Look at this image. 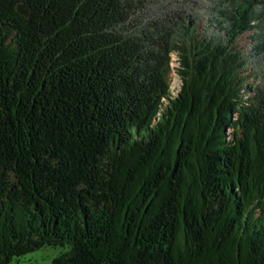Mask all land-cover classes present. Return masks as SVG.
Returning a JSON list of instances; mask_svg holds the SVG:
<instances>
[{
	"label": "trees",
	"instance_id": "1",
	"mask_svg": "<svg viewBox=\"0 0 264 264\" xmlns=\"http://www.w3.org/2000/svg\"><path fill=\"white\" fill-rule=\"evenodd\" d=\"M254 1L222 38L183 11L136 29L137 0H0V264H264Z\"/></svg>",
	"mask_w": 264,
	"mask_h": 264
},
{
	"label": "rangeland",
	"instance_id": "2",
	"mask_svg": "<svg viewBox=\"0 0 264 264\" xmlns=\"http://www.w3.org/2000/svg\"><path fill=\"white\" fill-rule=\"evenodd\" d=\"M245 0H137V8L131 17L136 23V29L152 24L156 18L165 14L182 16V11L189 20H196L197 24L206 30V34L217 33L224 37L225 28L230 27V15L237 5ZM179 13V15H178ZM253 19L250 21L253 28L244 30L238 35L236 43L248 57L249 71L252 72V81L260 88L264 87V47L256 48L258 40L264 44V0L254 1L252 6ZM166 15V17H167ZM165 17V19H166ZM175 27L181 28V20L173 19ZM145 29V28H144ZM257 32L258 35H252ZM178 56L171 53L168 81L172 94L180 88L181 80L176 71ZM64 248L61 246L45 245L32 250L21 257H15L8 264H50L52 259Z\"/></svg>",
	"mask_w": 264,
	"mask_h": 264
},
{
	"label": "water",
	"instance_id": "3",
	"mask_svg": "<svg viewBox=\"0 0 264 264\" xmlns=\"http://www.w3.org/2000/svg\"><path fill=\"white\" fill-rule=\"evenodd\" d=\"M17 9H18V11H19L21 14H23V15H28V13H29V8L27 7L26 4L19 3V4L17 5Z\"/></svg>",
	"mask_w": 264,
	"mask_h": 264
}]
</instances>
